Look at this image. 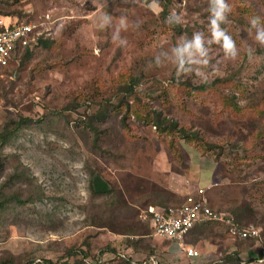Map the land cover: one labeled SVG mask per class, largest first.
I'll return each mask as SVG.
<instances>
[{
    "label": "rangeland",
    "instance_id": "obj_1",
    "mask_svg": "<svg viewBox=\"0 0 264 264\" xmlns=\"http://www.w3.org/2000/svg\"><path fill=\"white\" fill-rule=\"evenodd\" d=\"M224 2L217 28L215 0H167L165 9L145 0H0V11L42 23L56 41L0 67V130L31 120L2 149L0 189L10 202L0 211V264H75L83 252L92 264L125 257L132 264H257L264 0ZM217 30L234 41L233 51ZM131 78L133 98L125 86ZM216 79L227 83L192 91ZM155 111L177 128L161 134ZM91 174L111 193L92 196ZM181 184L188 193L173 195ZM188 195L218 211L241 210L242 225L257 227L263 242L233 240L208 223L186 239L200 253L190 259L140 219L146 205Z\"/></svg>",
    "mask_w": 264,
    "mask_h": 264
},
{
    "label": "built area",
    "instance_id": "obj_2",
    "mask_svg": "<svg viewBox=\"0 0 264 264\" xmlns=\"http://www.w3.org/2000/svg\"><path fill=\"white\" fill-rule=\"evenodd\" d=\"M48 33L42 23L23 21L16 16L0 14V67H5L16 60L14 59L16 48L36 42L40 35ZM140 219L150 222L153 235L176 243L188 258L199 256L198 250L186 243L190 230L195 224L206 220H213L229 227V234L232 237L245 239L250 236H259V230L256 227L250 226L243 229L237 227L230 213L211 208L204 197L188 195L179 204L160 208L147 206L141 210ZM262 261H264V255L258 263Z\"/></svg>",
    "mask_w": 264,
    "mask_h": 264
},
{
    "label": "trees",
    "instance_id": "obj_3",
    "mask_svg": "<svg viewBox=\"0 0 264 264\" xmlns=\"http://www.w3.org/2000/svg\"><path fill=\"white\" fill-rule=\"evenodd\" d=\"M151 1H156L158 3H160V5L162 7H166L167 4V0H145V2H151ZM0 10H2V6L0 5ZM1 15H11L12 13H5L0 11ZM13 15V14H12ZM56 46V41L52 40L49 36L42 34L37 38L36 42H32L29 45L25 46V47H19L15 49L14 52V59L17 60V62H20L22 59H30L31 55L33 54V52L38 49V48H44V49H52L53 47ZM261 50V49H260ZM261 53L264 52V46L262 48V50L260 51ZM138 83L136 80H134L133 78H131L130 83H126V87L130 88V97L132 96L133 98V84ZM216 83H220L219 86H223L222 84H226L227 81L226 80H220V79H216L213 83L211 84H206L205 82L199 84V85H194L192 87V91L194 90H207L209 88H217L218 85H215ZM130 84V85H128ZM236 87H238L237 84ZM233 97V96H232ZM232 101V100H229ZM122 104V103H121ZM118 106L113 105V109H116ZM114 111V110H113ZM131 111V105L128 103L127 101V107H126V112H125V118L129 116ZM153 113V112H151ZM154 117H155V123L157 125L158 131L163 134V133H172L174 129L177 128L176 122L174 120H167L165 117H163L160 112L155 111L154 112ZM104 114V112L102 113ZM99 116V115H98ZM102 116V115H100ZM104 116V115H103ZM140 117V116H138ZM31 122L30 119L27 118H20L18 121H11L8 124H5L4 126H2L1 130H0V171L4 170V165H3V161H4V155L2 153V149L4 148V145L6 142H10L17 134H20V132H22L23 127L25 126V123ZM4 186L0 189V211H5V207L7 206V204L10 202V198L4 193L3 191ZM89 189L92 193V196H101V195H107L111 193V188L109 187L108 183L106 181H104L99 175L97 174H91L90 178H89ZM14 200V198H13ZM18 204L24 203L23 200L16 198L15 200ZM226 212V211H225ZM233 218H234V222L237 224V227L243 229V228H249L250 225L247 226H243L239 217L241 216V210H232V212L230 213ZM144 223V225L149 229V231L151 230V225L149 221H142ZM208 223H217L220 224L225 233L230 237L233 238L234 240H239V241H258L261 242V235H260V231H259V236H250L248 238L242 239L239 237H232L229 234V227L223 226V224L219 223V222H215L213 220H206L200 223H197L193 226L192 229H195V231L198 229V227H202V225H207ZM201 224V225H199ZM254 227V225H251ZM257 228V227H256ZM192 229L190 230V232L192 231ZM263 242V241H262ZM264 244V242H263ZM262 252V251H261ZM232 255H234L236 257V260H240L238 254L236 252L231 253ZM87 255L86 252H83V256L82 258H78L75 257V264H92L89 263L88 261H85L83 258H85ZM260 256V255H259ZM262 256V253H261ZM258 258V256H257ZM96 263L95 264H100V260L97 258V260H95ZM111 262V261H110ZM45 264H51L50 261L45 260L44 261ZM133 260L131 258L125 257L123 260H121L120 262L116 263V264H132ZM241 264H245V262L240 261ZM7 264H12V262H9Z\"/></svg>",
    "mask_w": 264,
    "mask_h": 264
},
{
    "label": "clouds",
    "instance_id": "obj_4",
    "mask_svg": "<svg viewBox=\"0 0 264 264\" xmlns=\"http://www.w3.org/2000/svg\"><path fill=\"white\" fill-rule=\"evenodd\" d=\"M215 3L217 5V9L215 12L216 20L213 21V25L217 26V21L224 20V12L227 8V5L225 4L224 0H215ZM218 28V26H217ZM216 37L219 39L223 37L224 39V48L228 51H233L235 48L234 41L226 36L223 31L217 30L215 33ZM257 39L260 40L262 43H264V30H261L257 36ZM200 46V41L197 39L196 41V47Z\"/></svg>",
    "mask_w": 264,
    "mask_h": 264
},
{
    "label": "crops",
    "instance_id": "obj_5",
    "mask_svg": "<svg viewBox=\"0 0 264 264\" xmlns=\"http://www.w3.org/2000/svg\"><path fill=\"white\" fill-rule=\"evenodd\" d=\"M12 16H14V15H12ZM210 170H211V168H209ZM197 172V174L198 175H200L201 174V171L198 169V171H196ZM182 174H184V172H182ZM201 177V176H200ZM213 177V176H212ZM200 181H201V178H197V180L195 181V190H200V189H203V187L201 188V187H199L198 185H199V183H200ZM212 181H213V179H211V181L209 182V185H208V187H210V185L212 184ZM207 187V188H208ZM188 191H189V189H187L186 187H183L182 186V184L181 185H179V187H174V188H172V192H173V195H176V196H178V195H185L186 193H188ZM185 198V197H184ZM184 200V199H183ZM182 200V201H183ZM180 203H181V201H180ZM172 204H179V203H170V204H157V203H150V204H148V205H146V207L147 206H154V207H157V208H160V207H166V206H168V205H172ZM210 206V205H209ZM145 207V208H146ZM211 208H212V206H210ZM144 208V209H145ZM143 210V209H142ZM199 225H201V224H199ZM219 226H221L220 224H218ZM202 226H204V225H202ZM199 228V227H198ZM195 232V229H192V231L189 233V235H188V237H190L191 235H193V233ZM199 236V235H198ZM167 241H169L168 239H166ZM234 240V239H233ZM170 242V241H169ZM171 244H173V247L175 246V248H177V245H176V243H174V242H170ZM187 244H190V245H192L190 242L189 243H187ZM178 249H180L179 247H178ZM235 250V249H234ZM262 251H263V249H262ZM248 252V251H247ZM246 252V253H247ZM183 254H185V253H183ZM263 255H264V252H263ZM263 255L261 256L260 255V257H258V258H256V262H257V264H264V261H262V262H260V263H258V260L259 259H261L262 257H263ZM186 256V255H185ZM199 256H200V253H199ZM198 256V257H199ZM187 257V256H186ZM198 257H196V258H198ZM190 259H195V258H190Z\"/></svg>",
    "mask_w": 264,
    "mask_h": 264
}]
</instances>
